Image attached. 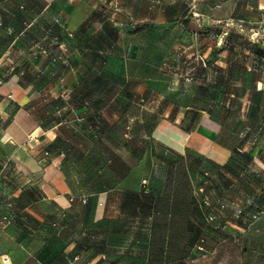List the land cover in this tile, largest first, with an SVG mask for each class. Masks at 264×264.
Listing matches in <instances>:
<instances>
[{
	"label": "crops",
	"instance_id": "obj_1",
	"mask_svg": "<svg viewBox=\"0 0 264 264\" xmlns=\"http://www.w3.org/2000/svg\"><path fill=\"white\" fill-rule=\"evenodd\" d=\"M262 9L264 0H0V139L15 164L0 194V223L15 216L0 230V264H97L103 221L116 223L130 198L135 222L155 210L140 188L154 182V163L163 173L152 192L169 201L157 214L194 212L197 157L216 207L206 246L216 227L241 249L231 262L264 264V215L248 225L235 212L264 202V32L253 34ZM190 221L182 250L197 243Z\"/></svg>",
	"mask_w": 264,
	"mask_h": 264
},
{
	"label": "rangeland",
	"instance_id": "obj_2",
	"mask_svg": "<svg viewBox=\"0 0 264 264\" xmlns=\"http://www.w3.org/2000/svg\"><path fill=\"white\" fill-rule=\"evenodd\" d=\"M105 4L106 6L108 5V3ZM40 26L44 29L43 23ZM39 30L40 28L38 31ZM54 57L57 58L56 60L60 59L58 55L53 56V60H55ZM8 144L9 141L7 139L2 140L0 144V194L2 197H6L8 194L4 191V187L8 188L11 186L9 176L10 172H12L15 167L11 159L12 157H9L7 152L10 149ZM104 153L108 154V152ZM125 153L127 152H117L118 158ZM149 153L150 155L153 154V157H155L153 148ZM196 163L198 165L197 177L195 188L192 191H194L193 194L196 196L197 209L194 212L191 211L189 214L182 212L183 210L179 208L176 209L177 213L174 215L157 214L156 205L164 202L166 205L165 208H168L169 201L166 198L163 199V193L160 196L157 192H152L151 186L156 190L162 186V182L160 179H157V176L163 173L154 163L152 167V174L155 177L154 182L151 184L147 180V186L145 188H140L142 191L148 190L149 193L143 194L150 198V204L152 205L153 203L156 207L155 210L153 213L149 211L148 214L144 213L143 210V221L135 222L138 221L136 219H139L137 216L139 214H137L136 209L132 206L134 200L130 198L129 204L125 207V212L118 214L116 223L112 224L107 220L103 221L101 223L100 241L102 257L97 264H236V259L231 262L229 258L241 254V249L237 246L235 240H225L222 242L220 231L216 229V227L212 228L213 232L218 230L217 238L213 241L214 246L211 248L206 246V232L210 227H208L209 223H207L205 219L207 212L206 206H208L205 202H211L205 191V181L208 179L209 172L204 171V169H202L203 167H199L202 164V160L199 157L196 158ZM130 170L131 167H117V174L120 172L128 173ZM105 172L109 175V170L107 171V169H105ZM136 174L140 176V172H136ZM139 179H141V177ZM111 185H115V183H102V187H110ZM155 189H153V191ZM135 199L136 202L140 200L139 197ZM176 202L179 203V200L177 199ZM3 203V205L7 206L8 200ZM262 204H264V202ZM237 209L238 208L235 209L236 214L244 216L243 218L246 223L250 225L252 222H250L247 217V213L239 214ZM113 211L114 210L110 209L111 215ZM9 213L12 215L11 212ZM216 218L215 215V221ZM190 220L196 221L197 243L195 246L183 248L182 250L180 244L192 234V229H189V227H192ZM215 221H213V223ZM4 228L5 227L1 226L0 230ZM169 243L173 245H169Z\"/></svg>",
	"mask_w": 264,
	"mask_h": 264
},
{
	"label": "built area",
	"instance_id": "obj_3",
	"mask_svg": "<svg viewBox=\"0 0 264 264\" xmlns=\"http://www.w3.org/2000/svg\"><path fill=\"white\" fill-rule=\"evenodd\" d=\"M261 16H262V20L260 22L261 24H260L258 30H256L253 33L255 36H257L259 32L260 33L264 32V9H262ZM54 59L56 60L57 58L54 57ZM236 150L241 151V149L239 147H237ZM142 183H145V180H142ZM206 204L209 205V203H207V202H206ZM226 205H227L226 202L221 201L219 207L222 209V208L226 207ZM237 212L239 214L244 213L243 209H241V208H238ZM263 214H264V204L258 205V207L254 211L247 213V217L249 218L250 222H253V221L257 220ZM214 218H215L214 214L209 211L207 213V220L209 222H211L214 220ZM14 219H15V216L13 214L12 215L4 214L1 218L0 227L1 226L6 227L7 225L11 224ZM6 261H7V259L3 258V262L6 263Z\"/></svg>",
	"mask_w": 264,
	"mask_h": 264
},
{
	"label": "trees",
	"instance_id": "obj_4",
	"mask_svg": "<svg viewBox=\"0 0 264 264\" xmlns=\"http://www.w3.org/2000/svg\"><path fill=\"white\" fill-rule=\"evenodd\" d=\"M237 148V147H236ZM221 201H223V200H220L219 202H218V206L220 205V202ZM206 203V202H205ZM206 208H207V212H206V217H205V219H206V222L207 223H212L213 221H215V218H214V220L213 221H211V222H209L208 220H207V213L210 211V212H212L213 214H214V216L216 215V210H215V208L211 205V203H209V205L208 206H206ZM220 208V207H219ZM225 208V207H224ZM223 209V208H222ZM244 214V213H243Z\"/></svg>",
	"mask_w": 264,
	"mask_h": 264
}]
</instances>
